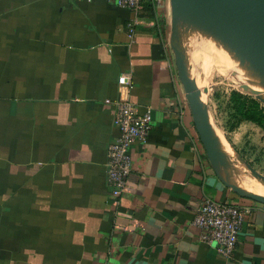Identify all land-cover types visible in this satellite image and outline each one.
I'll use <instances>...</instances> for the list:
<instances>
[{"label": "crops", "instance_id": "crops-1", "mask_svg": "<svg viewBox=\"0 0 264 264\" xmlns=\"http://www.w3.org/2000/svg\"><path fill=\"white\" fill-rule=\"evenodd\" d=\"M140 15L156 25L132 33L134 13L103 0H0V264H264V205L209 163L169 48L170 3ZM120 97L151 109L153 129L114 209ZM207 198L252 209L230 259L192 226Z\"/></svg>", "mask_w": 264, "mask_h": 264}, {"label": "water", "instance_id": "water-1", "mask_svg": "<svg viewBox=\"0 0 264 264\" xmlns=\"http://www.w3.org/2000/svg\"><path fill=\"white\" fill-rule=\"evenodd\" d=\"M169 3L171 8L169 46L195 129L209 163L216 176L228 189L243 199L264 205V194L252 188L239 186L225 169L223 153L229 148L238 162L252 175L260 177L235 149L223 143L221 130L206 106L192 67L182 51L180 36L181 26L186 22L209 32L222 39L240 60L249 63L257 75L263 76L264 0H169ZM259 84L264 87V83ZM246 87L253 90L249 86ZM259 94L264 102V95Z\"/></svg>", "mask_w": 264, "mask_h": 264}, {"label": "built area", "instance_id": "built-area-1", "mask_svg": "<svg viewBox=\"0 0 264 264\" xmlns=\"http://www.w3.org/2000/svg\"><path fill=\"white\" fill-rule=\"evenodd\" d=\"M103 1L114 3L134 13V19L130 26L132 33L140 26L156 25L155 18H145L140 15L143 3L147 0ZM152 1L158 7L164 0ZM118 82L125 90H130L132 87L130 74L122 75ZM116 106L115 121L119 128V137L108 148L106 167L107 181L111 187L110 204L114 209L119 206L120 198L132 193L129 182L133 170L131 149L138 142L145 144L153 129L151 109H147L144 114H139L134 104L124 97L119 98ZM251 213L250 207L219 203L207 198L200 205L192 226L199 231L202 242L211 246L216 245L218 253L224 258L230 259L239 242L245 218Z\"/></svg>", "mask_w": 264, "mask_h": 264}, {"label": "rangeland", "instance_id": "rangeland-1", "mask_svg": "<svg viewBox=\"0 0 264 264\" xmlns=\"http://www.w3.org/2000/svg\"><path fill=\"white\" fill-rule=\"evenodd\" d=\"M180 36L182 51L192 67L206 106L221 130L223 143L235 149L264 178V130L256 123L240 121L233 100L235 93L243 94L264 108L261 92L247 89L238 69L228 60V56H235V53L230 47V50L224 47L228 45L222 39L187 22L182 24ZM257 87L264 90L260 84ZM226 158L227 154L223 153L224 164Z\"/></svg>", "mask_w": 264, "mask_h": 264}, {"label": "bare ground", "instance_id": "bare-ground-1", "mask_svg": "<svg viewBox=\"0 0 264 264\" xmlns=\"http://www.w3.org/2000/svg\"><path fill=\"white\" fill-rule=\"evenodd\" d=\"M222 44H220L221 46ZM225 48H229L224 44ZM228 60L232 66L236 67L239 71L241 80L244 84L251 87L254 91L264 93L260 90L257 85L264 81V75H257L255 69L246 61L240 60L236 54L228 56ZM259 88V89H258ZM263 88V87H262ZM264 89V88H263ZM264 95V94H263ZM224 142V141H223ZM227 154V153H226ZM227 160L232 163L231 170L235 171L238 181L242 182L241 187L252 188L257 190L258 192L264 194V182L263 178L252 175L243 164H239L237 159L232 155H227ZM224 163V162H223ZM225 165V164H224ZM225 169H227L225 165ZM234 180V179H233ZM237 183V182H236ZM248 183V184H246ZM239 185V184H238ZM240 186V185H239Z\"/></svg>", "mask_w": 264, "mask_h": 264}, {"label": "trees", "instance_id": "trees-1", "mask_svg": "<svg viewBox=\"0 0 264 264\" xmlns=\"http://www.w3.org/2000/svg\"><path fill=\"white\" fill-rule=\"evenodd\" d=\"M233 100L240 121L256 123L264 130V108L258 101L238 93L233 95Z\"/></svg>", "mask_w": 264, "mask_h": 264}]
</instances>
